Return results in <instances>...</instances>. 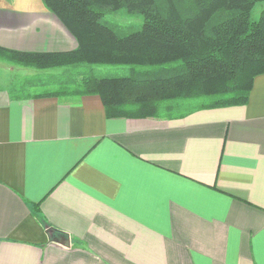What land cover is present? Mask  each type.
<instances>
[{
  "label": "crops",
  "instance_id": "0c3cea01",
  "mask_svg": "<svg viewBox=\"0 0 264 264\" xmlns=\"http://www.w3.org/2000/svg\"><path fill=\"white\" fill-rule=\"evenodd\" d=\"M0 45L77 42L42 0H0ZM8 68L0 264H264V73L246 104L108 117L97 95L20 91Z\"/></svg>",
  "mask_w": 264,
  "mask_h": 264
},
{
  "label": "trees",
  "instance_id": "16d2710c",
  "mask_svg": "<svg viewBox=\"0 0 264 264\" xmlns=\"http://www.w3.org/2000/svg\"><path fill=\"white\" fill-rule=\"evenodd\" d=\"M261 1L42 0L77 46L24 51L0 45V59L40 70L127 66L122 73L83 76L79 86L82 95L100 96L108 117L154 116L163 102L191 97L212 96L208 107L242 105L249 101L256 76L264 73V11L258 19L252 17ZM121 11L142 17L141 25L110 19ZM32 75L19 84L13 79L14 87L66 91L74 82L67 79L73 73L63 78Z\"/></svg>",
  "mask_w": 264,
  "mask_h": 264
},
{
  "label": "rangeland",
  "instance_id": "374dc122",
  "mask_svg": "<svg viewBox=\"0 0 264 264\" xmlns=\"http://www.w3.org/2000/svg\"><path fill=\"white\" fill-rule=\"evenodd\" d=\"M263 11H264V1H261V2L257 3L256 6L254 7L252 17L255 19H258V17L261 14H263ZM110 19H113V20L118 21V22L125 24V25L140 26L142 23V17H140V16L132 17L131 15H129L123 11L118 12L113 16H110ZM7 66L10 67L11 69H14L12 71H15V72L11 73V75L13 77L9 76L10 77L9 80L12 81L14 79L16 83L18 82V84L22 80L21 79L22 77H25V76L30 75V74H33L34 76L38 75L37 77H39V78H41L42 76H47V77L57 76V77L61 78L62 76L64 77V74L73 73V77L72 78L67 77V79L74 80V82L69 89H65L66 91H64V89H58L56 87H48V88L44 89L43 91L45 92V94H47L49 90H54L55 92H58V94H60L61 92L63 94L68 93L69 94L68 96L73 95L75 97H77L78 95H82L78 89L81 88V87L79 88V86L82 85L83 78H84L83 76H86V75H89L92 73H99V74H112V73H117V72L122 73L126 69H128L127 66H122V65H85V64L82 65L81 64V65H78L75 67H66V68L61 67V68H55V69H42V70H40L37 68H30V67L28 68V67L18 66V65H15L13 63H9L7 61L0 59V82L3 80L1 77L5 76L4 72L7 73V71L10 70ZM136 70L139 71L141 69L139 67H137ZM5 81H8V80H5ZM82 87H83V85H82ZM34 88L37 89V91H41V89L39 90L38 87H34ZM90 95H95V94H90ZM97 96H99V95H97ZM211 100H212V96H204V97H200V98H192V97L191 98H184L183 100L179 99V100H175L173 102H176V103L187 102L188 104H191L192 107H195L201 103H203L206 106V104ZM165 103L169 104L168 102H163L161 104V106H163V104H165ZM161 106H160V108H161Z\"/></svg>",
  "mask_w": 264,
  "mask_h": 264
},
{
  "label": "water",
  "instance_id": "95a60500",
  "mask_svg": "<svg viewBox=\"0 0 264 264\" xmlns=\"http://www.w3.org/2000/svg\"><path fill=\"white\" fill-rule=\"evenodd\" d=\"M54 240L62 245L69 246L70 245V240L69 238H66L64 236L61 237H55Z\"/></svg>",
  "mask_w": 264,
  "mask_h": 264
}]
</instances>
